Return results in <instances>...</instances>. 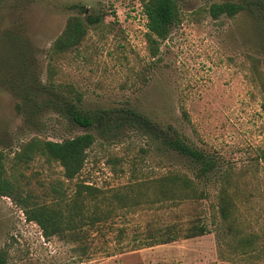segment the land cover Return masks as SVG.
<instances>
[{
    "label": "rangeland",
    "instance_id": "rangeland-1",
    "mask_svg": "<svg viewBox=\"0 0 264 264\" xmlns=\"http://www.w3.org/2000/svg\"><path fill=\"white\" fill-rule=\"evenodd\" d=\"M147 1L0 0V65L2 57L10 59L12 39L23 36L43 85L62 100L90 116L133 109L172 125L212 156L216 173L196 182L200 199L158 202L164 175L196 179L190 161L129 127L104 135L52 111L29 126L16 110L18 100L0 81V152L8 176L32 191L39 204L55 201L54 187L70 199L76 185L84 183L99 190L86 215L113 209L99 224L83 221L74 230L64 225L60 235L46 238L12 199L0 196V264H264V10L214 18L212 5L242 0H177L181 22L152 57ZM71 5L104 19L88 28L79 47L55 55V41L68 20L86 17ZM85 133L97 141L72 181L47 157L28 164L15 158L34 139L61 142ZM223 190L233 203L232 228L218 219ZM195 224H206L209 232L141 246L153 231ZM238 237L257 240L251 256H243Z\"/></svg>",
    "mask_w": 264,
    "mask_h": 264
},
{
    "label": "trees",
    "instance_id": "trees-1",
    "mask_svg": "<svg viewBox=\"0 0 264 264\" xmlns=\"http://www.w3.org/2000/svg\"><path fill=\"white\" fill-rule=\"evenodd\" d=\"M257 7L264 10V3L259 1L258 4V0L256 2L228 1L212 5L209 12L214 18L224 15L234 17L242 11L253 13ZM70 8L80 10L86 17L85 19L72 17L68 20L64 32L55 41L53 47L55 55L67 53L79 47L88 33V28L100 24L104 19L103 15L87 14V9L81 5H71ZM144 13L147 18L146 41L151 56L156 57L161 43L167 40L171 28L180 24L181 11L177 0H148L144 4ZM11 42V51L7 55L10 59L1 58V64L4 61L2 66L5 71L0 73V81L18 100L16 110L23 117L25 124L36 126L44 112L52 111L65 117L74 125L89 130L97 129L104 135L120 131L125 127L139 130L158 144L161 150L186 158L196 168L194 180L184 174L169 173L161 177L158 202L180 203L185 200L200 199L203 196L197 194L195 184L197 181L210 180V176L216 173L217 163L211 155L195 147L174 126L161 125L133 109L104 110L94 116L87 115L75 103L62 100L54 88L43 85L39 78L34 51L23 36L13 38ZM2 66L0 65V72ZM96 141L97 138L92 133H85L61 142L34 139L26 144L15 158L19 163L28 164L37 156L47 157L62 167L66 180L72 181L84 169L88 150ZM262 159L264 161V154ZM52 190L57 195L54 202L37 203L32 191H27V188L18 180L8 176L5 155L0 152V196L12 199L23 210L30 222L39 225L46 238L60 235L64 225L69 230L78 228L77 226L83 221L95 225L107 220L109 214L113 213V209H108L101 215L93 211L95 217L86 215L88 206L97 200L99 190L96 187L84 183L77 184L74 195L70 199H65V193L59 188L54 187ZM137 204L140 203L136 201ZM232 207L231 197L227 190H223L217 204L218 219L231 228ZM153 232L149 233L141 246L154 247L176 242L179 239L197 238L206 235L209 228L206 224H195L186 230L170 226ZM256 242L257 240L252 237L238 239V244L244 249L243 256H251L254 253L252 248Z\"/></svg>",
    "mask_w": 264,
    "mask_h": 264
}]
</instances>
